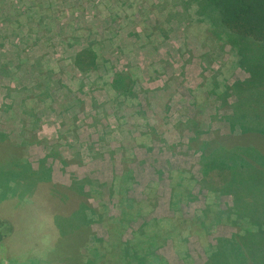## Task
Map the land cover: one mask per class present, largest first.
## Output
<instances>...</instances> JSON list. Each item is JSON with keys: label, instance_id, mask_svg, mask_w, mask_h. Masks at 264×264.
<instances>
[{"label": "rangeland", "instance_id": "374dc122", "mask_svg": "<svg viewBox=\"0 0 264 264\" xmlns=\"http://www.w3.org/2000/svg\"><path fill=\"white\" fill-rule=\"evenodd\" d=\"M218 31L227 29L208 0H0V264L87 261L73 250L65 258L61 240L83 226L92 239L109 238L102 217L117 223L110 184L125 171L129 199L148 203L123 226L124 239L150 221L204 217L208 202L232 205L202 186L200 146L232 131L239 96L264 100V57L249 63L258 70L251 80ZM86 47L99 66L83 74L73 58ZM118 71L131 72L128 93L114 83ZM255 80L262 86H243ZM209 228L205 239H168L159 253L204 264L203 241L236 233L226 223Z\"/></svg>", "mask_w": 264, "mask_h": 264}, {"label": "trees", "instance_id": "16d2710c", "mask_svg": "<svg viewBox=\"0 0 264 264\" xmlns=\"http://www.w3.org/2000/svg\"><path fill=\"white\" fill-rule=\"evenodd\" d=\"M208 1L215 6L227 29V32H218L221 36L225 35L226 42L235 48L241 65L247 66V70L252 72L253 80L256 75L253 72L257 73L258 70L249 63L264 57V0ZM257 54L261 55L260 58H256ZM98 59V53L93 48L86 47L77 51L73 61L81 73L88 74L97 71ZM248 59L251 61L248 62ZM133 81L130 71L115 73L114 83H121L118 87L120 92L128 93ZM255 82L250 84L248 81L243 86H262V81ZM245 89L240 86L232 87L237 93L239 90L247 92ZM246 101V97L239 96L237 119L231 121L233 125L229 134L216 133L215 137L200 146L202 186L218 197L231 196L232 205L223 209L208 202L204 217L188 219L177 214L175 219H160L156 223L150 221L152 223H145L133 231L130 239H124L122 233L126 227L123 226L135 218L144 217L148 203L147 200L129 199L124 183L132 177L130 172L125 171L123 175H115L110 184L112 195L117 194L119 200L118 221L113 223L111 217L101 219L110 231L109 238L92 239L90 226H83L72 235L63 237L62 255L65 258H75L70 256L73 250V254H77L80 259L88 257L83 263L79 260V264H170L159 253L168 239H174L178 244L185 234L205 239L210 234V225L226 223L233 226L236 233L232 238L220 237L215 243L203 241L207 255L205 264H264V102L260 103L264 100ZM235 124L240 125L241 132H236ZM249 135L254 141L243 142L242 138ZM181 176L179 174L178 178ZM94 183L84 179L80 185L89 184L91 190H96ZM179 183L175 181V191H179ZM85 194L90 196V192ZM171 204L173 208L177 207L179 197H173ZM85 245L88 248L83 255L82 248Z\"/></svg>", "mask_w": 264, "mask_h": 264}, {"label": "crops", "instance_id": "0c3cea01", "mask_svg": "<svg viewBox=\"0 0 264 264\" xmlns=\"http://www.w3.org/2000/svg\"><path fill=\"white\" fill-rule=\"evenodd\" d=\"M233 227V226H232ZM234 228V227H233ZM235 229V228H234ZM234 234H235V232H234ZM189 245V244H188ZM167 261L170 263V264H172V262L174 261V260H172V258H169V259H167ZM205 263H206V261H205ZM204 263V264H205ZM183 264V263H182Z\"/></svg>", "mask_w": 264, "mask_h": 264}]
</instances>
